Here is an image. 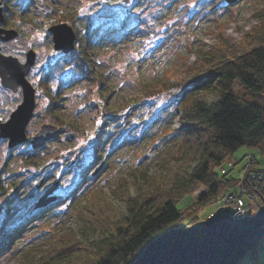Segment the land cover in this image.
<instances>
[{
	"label": "rangeland",
	"instance_id": "374dc122",
	"mask_svg": "<svg viewBox=\"0 0 264 264\" xmlns=\"http://www.w3.org/2000/svg\"><path fill=\"white\" fill-rule=\"evenodd\" d=\"M0 4L8 8L9 21L22 30L16 39L0 41L3 49L15 54V49L32 46L37 53L28 78L37 89L38 105L27 125L28 137L44 123L61 129L39 148H32L29 139L12 148L8 138L0 137V233L20 227L0 252V264H17L29 250L40 249L58 227L80 228L74 208L85 201L89 189L99 186L109 192L120 176L131 179L135 168L148 167L152 177L166 170L162 162L172 152L173 130L181 122L176 107L179 89L146 97V86L183 76L196 51L214 49L220 33L231 44L239 42L256 22L254 13L264 0H1ZM63 11H75L81 32L87 33L84 40H76L77 49L64 56L54 49L48 31ZM15 55L24 59V54ZM51 65L50 91L61 87L54 112L67 122L63 125L44 105L40 81ZM234 91L247 100L259 99L239 82ZM217 98L210 95L208 101ZM5 112L1 109L0 117ZM96 154L104 165L96 174L92 167L85 173ZM249 155L258 163L264 161L257 148L242 145L215 170L242 179ZM82 176L86 180L78 185ZM239 181L232 190L239 188ZM55 182L49 195L56 199L48 204L53 205L37 206ZM245 183L247 188L251 185ZM77 186L81 194L73 200L67 195ZM131 191L136 192L134 187ZM201 191H206L204 184L177 204L183 212L197 214L196 222L222 206L221 195L192 211L190 205ZM244 199L249 201L246 195ZM256 252L246 253L238 264H264V246L259 243Z\"/></svg>",
	"mask_w": 264,
	"mask_h": 264
},
{
	"label": "trees",
	"instance_id": "16d2710c",
	"mask_svg": "<svg viewBox=\"0 0 264 264\" xmlns=\"http://www.w3.org/2000/svg\"><path fill=\"white\" fill-rule=\"evenodd\" d=\"M254 16L256 22L236 44L220 33L214 49L196 51L183 76L146 86V97L179 89L176 107L181 122L173 130L172 152L162 162L166 170L152 177L148 167L135 168L131 179L120 176L109 192L99 186L89 189L85 201L74 208L80 228L58 227L40 249L29 250L17 264H132L157 236L196 223L198 215L183 212L177 204L199 184L207 190L190 205L195 212L232 191L239 178L228 176L227 171L219 174L215 168L242 145L264 154V5ZM77 20L75 11H63L57 18V22H69L77 39L84 40L87 33L81 32ZM4 25H10L8 19ZM235 82L259 99L239 96L234 91ZM210 95L218 98L208 101ZM49 96L53 112L58 97ZM105 105L101 103L103 110ZM55 117L58 125L67 123ZM68 124L78 127L74 122ZM99 160L96 154L85 173ZM85 180L82 176L78 185ZM80 188L67 196L74 200L81 194ZM19 229L0 233V252Z\"/></svg>",
	"mask_w": 264,
	"mask_h": 264
},
{
	"label": "water",
	"instance_id": "95a60500",
	"mask_svg": "<svg viewBox=\"0 0 264 264\" xmlns=\"http://www.w3.org/2000/svg\"><path fill=\"white\" fill-rule=\"evenodd\" d=\"M235 1L237 0H228L229 3ZM47 9L51 11L50 7ZM3 19V7L0 4V22ZM50 30L56 49L69 51L74 48L75 32L69 23L54 24ZM17 35L16 29H6L0 26L2 39L9 40ZM33 61V51L28 52L27 62L23 65L17 62V58L6 56L0 52V74L3 84L15 87L21 83L25 88L23 102L6 121L0 123V137H7L8 145L12 148L26 140V126L35 105L34 89L24 79V73L27 72ZM59 133V127L44 123L33 135L31 144L33 148H38ZM102 164L100 163L94 169V174L98 172ZM56 187L57 182L44 192L39 198L37 206H46L54 200L55 197L49 194ZM251 203L243 215L240 210L235 211L238 209L239 202L236 208L224 205L217 208L204 220L190 226L172 228L162 233L148 243L132 264H238L246 253L255 254L256 247L262 237L264 203L258 204L260 207L255 213L251 210Z\"/></svg>",
	"mask_w": 264,
	"mask_h": 264
},
{
	"label": "flooded vegetation",
	"instance_id": "af4514ba",
	"mask_svg": "<svg viewBox=\"0 0 264 264\" xmlns=\"http://www.w3.org/2000/svg\"><path fill=\"white\" fill-rule=\"evenodd\" d=\"M3 10H4V19L0 22V26L3 27V28H6V29H11V28L16 29L18 31V36L22 35L21 28L17 27L16 24H12L9 21V19L6 17V11L8 10V8L7 7H3ZM5 19H8L10 25H4ZM54 23H56V22L53 21L52 24H54ZM48 31H49V28H48ZM17 37L12 38V39H9V40H4V39H2L0 37V41L2 43H6L8 41H12V40L16 39ZM17 51H19V52H17ZM29 51H33L34 52V61L31 64L30 68L27 70V72L24 73V79L34 89V102H35V105H34L33 112H32V116H33L34 115L35 108L38 105L37 89L33 85V83L29 80L28 77H29V73H30L33 65L36 62L37 53H36L35 49L32 46H29L27 49H15L14 50L15 54H18L19 56L21 54H24V59H23V58H20V57H18L17 55H15L13 53H10L7 50H4L3 47L0 44V52L2 54L6 55V56H12L14 58H17V62L20 65L26 64V62H27V54H28ZM61 55L64 56V55H66V53H64V52L61 51ZM53 68L54 67L51 65L49 67V69L43 74V77L41 78V81H40L41 82L40 85L42 86V94H43V96L45 98L44 105H45V108L47 109V111H49V112H51L50 109H49V104L51 102V98L49 96V93H51L54 97H58L60 95L59 92L61 91V87H59V89L55 93H53L52 91H50L51 88L49 86V82H50L49 81V78H50V75L49 74H50V72L53 71ZM8 76H9V74H8ZM40 92L41 91L39 90V93ZM24 97H25V88H24V85L23 84H21V83L20 84H17L15 87H13V86H6V85L3 84V82H2V76L0 74V110L1 109H5L6 110L5 115L1 113V117H0V120L1 121L2 120L3 121L4 120H7V118L10 117L11 113L14 110H16L17 107L23 102ZM56 106H57V98L55 100V106L54 107H56ZM54 107H53V112H51V113H55L54 112ZM53 115L55 117V114H53ZM32 116H31V118H32ZM3 117H4V119H3Z\"/></svg>",
	"mask_w": 264,
	"mask_h": 264
},
{
	"label": "built area",
	"instance_id": "2783aa9c",
	"mask_svg": "<svg viewBox=\"0 0 264 264\" xmlns=\"http://www.w3.org/2000/svg\"><path fill=\"white\" fill-rule=\"evenodd\" d=\"M248 158L249 160L245 165V175L242 179H239L240 181L237 185L239 188L224 193L219 199L222 206L230 205L232 208H236L239 202L238 209L235 211L238 212L240 210L242 215L248 209L251 202V210L254 211L253 213L259 209L260 206L258 204L262 205L264 203V161L258 163L253 155H249ZM246 181L251 184L248 188L246 187ZM205 190H207V187H205ZM203 192L201 191L196 196V199ZM245 195L249 198L248 202L244 199ZM259 243L264 246V228Z\"/></svg>",
	"mask_w": 264,
	"mask_h": 264
},
{
	"label": "bare ground",
	"instance_id": "6f19581e",
	"mask_svg": "<svg viewBox=\"0 0 264 264\" xmlns=\"http://www.w3.org/2000/svg\"><path fill=\"white\" fill-rule=\"evenodd\" d=\"M39 148V147H38ZM263 228H264V226H263Z\"/></svg>",
	"mask_w": 264,
	"mask_h": 264
}]
</instances>
